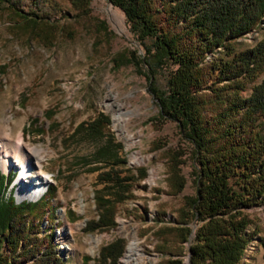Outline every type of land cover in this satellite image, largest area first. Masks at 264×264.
Segmentation results:
<instances>
[{
    "label": "rangeland",
    "instance_id": "374dc122",
    "mask_svg": "<svg viewBox=\"0 0 264 264\" xmlns=\"http://www.w3.org/2000/svg\"><path fill=\"white\" fill-rule=\"evenodd\" d=\"M263 34L261 22L232 41L233 51L251 47ZM144 52L122 11L108 0H0V140L20 139L30 149H40V167L32 164L27 177L46 174L44 189H55L38 219L31 217L32 225L24 226L30 243L16 250L14 264H81L85 256L91 264L100 246L116 239L123 241L118 264H126L128 246L135 249L130 264L187 262L196 223L189 222L185 242L169 226L184 198L194 195L196 163L177 122L160 113L150 90L164 91L173 68L151 74L141 62ZM262 80L264 67L242 94ZM100 113L108 118L103 133L119 144L117 155L124 163L89 170L82 158L98 142L71 132ZM257 124L264 139V115ZM105 170L131 178L128 197L115 205L113 227L89 232L85 221L95 216L94 195L103 185L98 175ZM0 171L14 174L8 189L16 194L21 182L17 166ZM246 214L258 232L240 264H264V204ZM48 234L49 250L34 261Z\"/></svg>",
    "mask_w": 264,
    "mask_h": 264
},
{
    "label": "trees",
    "instance_id": "16d2710c",
    "mask_svg": "<svg viewBox=\"0 0 264 264\" xmlns=\"http://www.w3.org/2000/svg\"><path fill=\"white\" fill-rule=\"evenodd\" d=\"M108 1L122 11L134 40L144 48V67L151 74L168 65L173 68L164 91L150 90L160 113L177 122L196 167L194 195L184 198L169 227L185 242L191 234L189 222L196 223L188 245L189 264H240L258 232L246 210L264 204V139L257 124L264 115V80L242 94L264 67V34L251 47L235 52L231 45L264 22V0ZM107 123L100 113L71 132L98 142L91 155L82 158L89 170L124 163L117 155L119 144L103 133ZM170 174L174 180L177 174ZM13 177L0 173V264H14L16 250L30 243L24 226L32 225L31 217L38 219L44 200L55 190L51 186L35 201L16 203L8 189ZM98 179L103 185L94 195L95 216L85 221L89 232L115 225V205L128 197L131 178L105 170ZM50 239L48 234L44 249L32 255L34 261L44 258ZM122 245L116 239L100 246L91 264H118ZM88 260L83 257L81 264ZM168 262L181 264L180 259Z\"/></svg>",
    "mask_w": 264,
    "mask_h": 264
},
{
    "label": "bare ground",
    "instance_id": "6f19581e",
    "mask_svg": "<svg viewBox=\"0 0 264 264\" xmlns=\"http://www.w3.org/2000/svg\"><path fill=\"white\" fill-rule=\"evenodd\" d=\"M25 153H28L27 157ZM40 156V149H30L20 139L13 141L9 137H3V139L0 140V170L6 172L11 165H16L20 171V186L17 193L15 194L14 192L15 197L18 200L34 199L43 193V189L48 181V175L39 172L32 179L27 177L28 173L35 167L34 165L40 167V163L38 161ZM28 160H31L32 163ZM134 250L135 249L132 246H128L126 248L124 256L126 264L131 263L132 258L135 255Z\"/></svg>",
    "mask_w": 264,
    "mask_h": 264
},
{
    "label": "water",
    "instance_id": "95a60500",
    "mask_svg": "<svg viewBox=\"0 0 264 264\" xmlns=\"http://www.w3.org/2000/svg\"><path fill=\"white\" fill-rule=\"evenodd\" d=\"M143 67H144V65H143ZM13 197H14V202H16V203L19 202V200L15 197L14 193H13ZM36 198H34V199H27L26 201H34ZM193 232H194V230H193ZM189 255H190V252H188V254H187V264H189Z\"/></svg>",
    "mask_w": 264,
    "mask_h": 264
}]
</instances>
